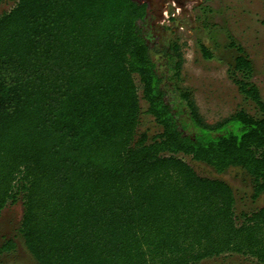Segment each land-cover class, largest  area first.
Returning <instances> with one entry per match:
<instances>
[{
  "label": "trees",
  "instance_id": "trees-1",
  "mask_svg": "<svg viewBox=\"0 0 264 264\" xmlns=\"http://www.w3.org/2000/svg\"><path fill=\"white\" fill-rule=\"evenodd\" d=\"M10 1L0 16V222L22 203L19 235L36 263L264 264V207L237 216L232 188L186 162L240 169L252 200L264 194V101L244 48L229 43L228 75L260 116L239 110L211 125L182 86L181 47L146 34L145 3ZM143 115L157 134L140 132ZM15 249L6 239L0 255Z\"/></svg>",
  "mask_w": 264,
  "mask_h": 264
},
{
  "label": "rangeland",
  "instance_id": "rangeland-1",
  "mask_svg": "<svg viewBox=\"0 0 264 264\" xmlns=\"http://www.w3.org/2000/svg\"><path fill=\"white\" fill-rule=\"evenodd\" d=\"M147 5L145 32L168 46L177 43L183 57V87L193 93L201 116L208 124H216L239 110L252 116L260 114L252 101L242 96L228 75L229 64L236 53L229 50L231 41L241 45L255 65L253 81L264 101V0H134ZM0 5V15L10 9ZM168 16V18H167ZM207 48L213 58L206 60L201 48ZM156 61L160 57H155ZM140 132L150 136L160 128L151 117L143 115ZM186 162L204 178L226 182L234 191L237 216L264 207V194L252 200V183L240 169L216 173L206 165ZM23 217L21 202L9 205L0 222V246L14 239L16 249L0 255V264H37L19 235ZM200 264H258L239 255L208 259Z\"/></svg>",
  "mask_w": 264,
  "mask_h": 264
},
{
  "label": "built area",
  "instance_id": "built-area-1",
  "mask_svg": "<svg viewBox=\"0 0 264 264\" xmlns=\"http://www.w3.org/2000/svg\"><path fill=\"white\" fill-rule=\"evenodd\" d=\"M2 4H10L11 7H10L9 10H7V11H10V10L12 9V7L14 6V1H10V0H8V1H4V2H2L0 5H2ZM7 11H5V12H7ZM5 12H3V13H5ZM3 13H2V14H3ZM2 14H1V15H2ZM1 15H0V16H1ZM167 18H168V16H167Z\"/></svg>",
  "mask_w": 264,
  "mask_h": 264
}]
</instances>
